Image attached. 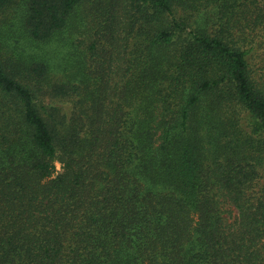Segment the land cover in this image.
Returning <instances> with one entry per match:
<instances>
[{
	"label": "trees",
	"instance_id": "1",
	"mask_svg": "<svg viewBox=\"0 0 264 264\" xmlns=\"http://www.w3.org/2000/svg\"><path fill=\"white\" fill-rule=\"evenodd\" d=\"M0 264H264V0H0Z\"/></svg>",
	"mask_w": 264,
	"mask_h": 264
},
{
	"label": "rangeland",
	"instance_id": "2",
	"mask_svg": "<svg viewBox=\"0 0 264 264\" xmlns=\"http://www.w3.org/2000/svg\"><path fill=\"white\" fill-rule=\"evenodd\" d=\"M191 29H200L206 28L205 17L204 15L196 16L192 21ZM81 28H87V26H81ZM77 45V42L73 40ZM80 45V44H79ZM37 53L39 59H45L51 61L53 71L62 75V73L70 67V64L74 62L80 55V50L76 47H71L65 43V40L58 39L56 41H51L37 46V49H34ZM48 98L46 102H48ZM64 171L63 165L57 163V172L61 173Z\"/></svg>",
	"mask_w": 264,
	"mask_h": 264
}]
</instances>
